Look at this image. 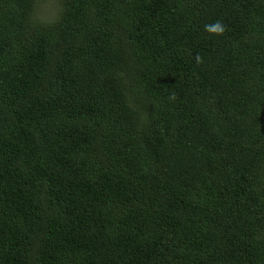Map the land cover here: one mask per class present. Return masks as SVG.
Wrapping results in <instances>:
<instances>
[{"label":"trees","instance_id":"16d2710c","mask_svg":"<svg viewBox=\"0 0 264 264\" xmlns=\"http://www.w3.org/2000/svg\"><path fill=\"white\" fill-rule=\"evenodd\" d=\"M40 1L0 0V264H264V0Z\"/></svg>","mask_w":264,"mask_h":264},{"label":"rangeland","instance_id":"374dc122","mask_svg":"<svg viewBox=\"0 0 264 264\" xmlns=\"http://www.w3.org/2000/svg\"><path fill=\"white\" fill-rule=\"evenodd\" d=\"M37 17L45 20H51L55 18L58 9L54 0H42L40 1L39 7L36 9Z\"/></svg>","mask_w":264,"mask_h":264},{"label":"clouds","instance_id":"9594fccd","mask_svg":"<svg viewBox=\"0 0 264 264\" xmlns=\"http://www.w3.org/2000/svg\"><path fill=\"white\" fill-rule=\"evenodd\" d=\"M217 30H219V29H217Z\"/></svg>","mask_w":264,"mask_h":264}]
</instances>
